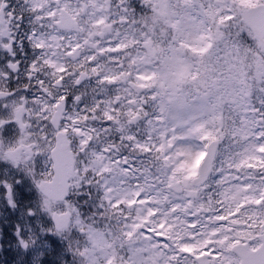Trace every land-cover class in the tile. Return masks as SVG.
Wrapping results in <instances>:
<instances>
[{
	"label": "snow or ice",
	"instance_id": "6c2138e0",
	"mask_svg": "<svg viewBox=\"0 0 264 264\" xmlns=\"http://www.w3.org/2000/svg\"><path fill=\"white\" fill-rule=\"evenodd\" d=\"M0 162L79 264H264V0H0ZM25 187L0 173L12 207Z\"/></svg>",
	"mask_w": 264,
	"mask_h": 264
},
{
	"label": "rangeland",
	"instance_id": "374dc122",
	"mask_svg": "<svg viewBox=\"0 0 264 264\" xmlns=\"http://www.w3.org/2000/svg\"><path fill=\"white\" fill-rule=\"evenodd\" d=\"M233 39H236V37H233ZM238 43H240L243 47V49L245 50V52L247 54L251 55H259V53L257 52L258 47H260V45L258 43H254L252 39H250L247 35V33H245L243 36H241L238 39ZM221 51L218 53V55L220 57H223V45H220ZM249 66H251V60H249ZM196 85L192 84V83H188L185 85V90L191 95H196ZM194 104H198L200 103L199 101H193ZM198 143H200V141L198 139L195 138H185L184 140L178 141V146H184V147H194L196 146ZM230 142L228 140H225L222 144H221V148L223 149V147L227 144H229ZM234 150H239L234 149ZM200 154H196L194 155L191 159H188L186 161H181V163H184L185 167H187L189 173L188 175H186V177L191 180L193 174H190V170L192 169V166L194 164V162L197 160V156H199ZM8 171L12 172V176L9 180H17L20 181L21 183H23L24 180L28 181V187L24 188V191L26 193H30L29 198L27 199H23L19 197V191L15 190L16 192V196H17V205L16 207H12L7 200V193L5 192V198H4V204L5 207L9 210L10 209V214H8L7 212L3 213V215L1 216V219H7L8 216H11L13 219V221H15V223L13 224L14 226H16L17 229L14 230V239H11L9 242H12L13 245H9L8 247L4 246V245H0V252L3 251L4 249L6 251L9 252V256L16 260L17 258L19 259L18 261L15 262V264H30V256H31V251L32 249H38V248H42V247H50L51 246V242L49 245H45L44 243L40 242L43 238H47V236L52 235L55 238V242L58 243V241L61 240H67V244L69 243V241L72 239V248L75 250V241L77 240V234L76 231L74 230H70V231H66L63 234H55L54 232H49L46 230L47 226H50V223L52 224V220L51 217L48 215L43 214V212H41L39 215L36 216H29L26 213V209L28 208H36L38 206V200L39 197L36 195V198L34 197L33 193H31L32 190H34L36 192V187L33 184V181L31 180L30 177L27 176H23L22 174V170H17L16 167L14 165L8 167ZM21 173L22 175H18L16 177V174ZM259 180V177H257V181ZM37 193V192H36ZM22 199V201L19 200ZM91 211H95V208H92ZM8 221V219H7ZM9 223H7V225L5 224V226H8ZM2 227L0 224V244H3L5 241H8V239L4 238L3 236H1L4 232L1 231ZM11 229H8L7 233L11 235ZM17 237V238H16ZM16 238V239H15ZM21 239L27 240L29 241L28 244V248H25L21 245L20 241ZM40 259V257H36V264H38V260ZM0 263L3 264L2 258L0 257ZM70 264H79V263H70Z\"/></svg>",
	"mask_w": 264,
	"mask_h": 264
},
{
	"label": "flooded vegetation",
	"instance_id": "af4514ba",
	"mask_svg": "<svg viewBox=\"0 0 264 264\" xmlns=\"http://www.w3.org/2000/svg\"><path fill=\"white\" fill-rule=\"evenodd\" d=\"M20 5L17 4V8L19 9ZM110 139H118V137H109ZM204 155V152L202 154L201 157H203ZM202 159V158H201ZM201 159H199V161L195 162L192 166V169L190 170V174H193L192 178L191 179H194L195 177H197L199 175V166H200V163H201ZM137 164H138V167H150L153 171V173H155V166L153 165L152 163V157L148 156V155H138L137 154ZM12 165H9L7 162H0V173L6 175L9 179L11 178L12 176V172H9L8 171V167H10ZM259 167V166H257ZM189 171L187 169V167H184V174L185 176L188 175ZM23 174V173H22ZM21 173H18L16 174V177L18 175H22ZM129 183H135L134 180H131L129 179ZM75 198H78V197H75Z\"/></svg>",
	"mask_w": 264,
	"mask_h": 264
},
{
	"label": "clouds",
	"instance_id": "9594fccd",
	"mask_svg": "<svg viewBox=\"0 0 264 264\" xmlns=\"http://www.w3.org/2000/svg\"><path fill=\"white\" fill-rule=\"evenodd\" d=\"M258 85H255V84H253V89H255V87H257ZM253 100H254V102H255V100H256V95L254 94V96H253Z\"/></svg>",
	"mask_w": 264,
	"mask_h": 264
},
{
	"label": "trees",
	"instance_id": "16d2710c",
	"mask_svg": "<svg viewBox=\"0 0 264 264\" xmlns=\"http://www.w3.org/2000/svg\"><path fill=\"white\" fill-rule=\"evenodd\" d=\"M0 214H1V213H0ZM12 219H13L12 217H9V218H8V220H12ZM2 221L4 222V221H5V219H4V220L2 219Z\"/></svg>",
	"mask_w": 264,
	"mask_h": 264
},
{
	"label": "water",
	"instance_id": "95a60500",
	"mask_svg": "<svg viewBox=\"0 0 264 264\" xmlns=\"http://www.w3.org/2000/svg\"><path fill=\"white\" fill-rule=\"evenodd\" d=\"M208 155V154H207ZM206 159H207V157H206ZM204 164V163H203Z\"/></svg>",
	"mask_w": 264,
	"mask_h": 264
}]
</instances>
